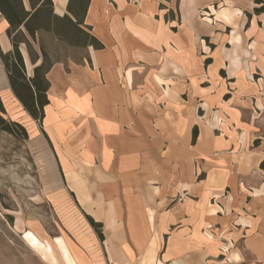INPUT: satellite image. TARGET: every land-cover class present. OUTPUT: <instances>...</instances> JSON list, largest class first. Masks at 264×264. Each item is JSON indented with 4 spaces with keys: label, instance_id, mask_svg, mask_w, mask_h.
<instances>
[{
    "label": "crops",
    "instance_id": "1",
    "mask_svg": "<svg viewBox=\"0 0 264 264\" xmlns=\"http://www.w3.org/2000/svg\"><path fill=\"white\" fill-rule=\"evenodd\" d=\"M51 1L54 15L67 13L68 0ZM254 8L253 0H90L83 26L102 48L51 63L39 125L0 60V92L49 146L58 197L102 226L100 240L86 224L106 264H264V188L242 192L240 165L224 162L247 149L252 125L240 128L245 110L235 105L256 99L252 76L264 71V19ZM7 29L0 15L2 54L12 50ZM20 53L31 77L41 59L32 65ZM223 109L233 127L216 135L210 121Z\"/></svg>",
    "mask_w": 264,
    "mask_h": 264
},
{
    "label": "rangeland",
    "instance_id": "2",
    "mask_svg": "<svg viewBox=\"0 0 264 264\" xmlns=\"http://www.w3.org/2000/svg\"><path fill=\"white\" fill-rule=\"evenodd\" d=\"M58 29L64 32L63 25ZM232 38L231 43L236 48L239 37L232 34ZM83 43V38L72 32L65 31L61 37L42 32L35 40L28 37L27 48L20 45L19 50H28L33 59L37 56L42 59L43 52L47 67L67 57L76 59L78 54L82 57ZM24 72L26 78L33 76V69L31 77L25 67ZM263 75L264 71H257L252 76V80L258 82L256 99L244 102L236 98L235 107L245 110L240 114V128L246 129L247 123L252 125L251 134L245 140L247 149L240 154H224L226 166L240 165L237 174L241 173L240 189L245 193L256 187L264 188V81L260 80ZM227 92L224 98L234 95V90ZM0 96L5 118L21 124L27 132L25 136L14 127L12 134L0 130V264H106L101 250L92 242L88 221L58 197L60 177L46 141L9 94L1 91ZM229 112L223 109L215 123L210 121L216 135L222 134V127H233L228 121ZM194 132L197 133L195 128L192 134ZM198 163L199 159H194V165ZM229 191L226 189L224 193ZM214 210L217 206L210 208V212ZM208 232L220 239L214 227ZM148 260L150 262L145 264L155 263L153 257Z\"/></svg>",
    "mask_w": 264,
    "mask_h": 264
},
{
    "label": "trees",
    "instance_id": "3",
    "mask_svg": "<svg viewBox=\"0 0 264 264\" xmlns=\"http://www.w3.org/2000/svg\"><path fill=\"white\" fill-rule=\"evenodd\" d=\"M29 11L25 10L22 0H0V15L8 24L6 35L11 43L12 50L6 54L0 53V60L7 75L9 87L21 104L28 116L39 125L43 119V108L48 104L46 92L48 82L45 75L51 64L46 67L45 55L42 54L41 63L33 68V76L26 78L24 61L20 53V45L28 46V37L35 40L42 32H50L54 36L61 37L66 33H73L83 38L85 47L101 49L102 46L93 38L83 26L84 17L90 0H68L66 14L58 17L53 14L51 0H27ZM255 15L264 14V2L253 1ZM63 25L64 32L58 29ZM32 65L38 61V56L33 59L27 50ZM12 127L19 129L27 136L25 128L17 122H9L5 118V110L0 99V130L12 134ZM197 133L192 134L195 141ZM89 225L94 229L98 238L102 239L100 229L102 226L95 223L90 217H86Z\"/></svg>",
    "mask_w": 264,
    "mask_h": 264
}]
</instances>
